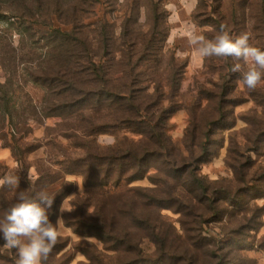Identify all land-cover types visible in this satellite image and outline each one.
Returning a JSON list of instances; mask_svg holds the SVG:
<instances>
[{
	"label": "trees",
	"instance_id": "1",
	"mask_svg": "<svg viewBox=\"0 0 264 264\" xmlns=\"http://www.w3.org/2000/svg\"><path fill=\"white\" fill-rule=\"evenodd\" d=\"M115 10L122 13L112 17ZM191 20L207 39L223 24L233 37L249 33L264 50V0H197ZM0 21V146L27 169L23 155L42 142L21 141L30 123L58 119L46 126V143L59 132L71 150L52 142L61 158L50 152L49 164L21 186L55 198V227L60 217L72 233L100 242L73 244L87 259L79 264H250L247 251L254 244L264 250V235L254 242L263 224L264 89L249 91L260 111L251 107L245 115L252 116L234 129V107L248 99L247 87L238 86L242 73L212 64L223 58L201 57L203 71L218 76L206 80L210 86L195 81L185 104L189 55L166 46L165 0H0ZM27 83L43 89L38 103ZM181 108L187 124L175 141L170 118ZM224 131L231 176L209 180L200 169L217 156ZM102 133L115 135L114 142L100 144ZM5 169L0 162V178ZM67 174L81 175L84 191L60 213L75 191ZM143 179L150 185L132 184ZM12 190L0 188V218L15 202ZM164 210L178 214V226ZM68 243L60 235L45 264H69L70 253L59 254ZM16 260L0 237V264Z\"/></svg>",
	"mask_w": 264,
	"mask_h": 264
},
{
	"label": "rangeland",
	"instance_id": "2",
	"mask_svg": "<svg viewBox=\"0 0 264 264\" xmlns=\"http://www.w3.org/2000/svg\"><path fill=\"white\" fill-rule=\"evenodd\" d=\"M116 6H119L122 3V0H114ZM166 8L168 11V21H169V35L167 37V45L171 46L172 49H176L175 53L179 54L181 56L184 55H190V63L186 67V71L184 73V77L181 84V90L185 92L184 95V102L185 104H189L191 100L194 97V94L196 93L194 86L196 82H206L207 79H215L218 76L217 71L213 72H204L202 68V59L197 57V53L193 48H191L188 45L187 38L189 34L194 30L198 34H201V28L196 26L192 20H191V12L194 9L197 0H165ZM118 9V8H117ZM122 13V11L115 10L113 11L112 17H117ZM142 18H144V13L142 14ZM141 18V19H142ZM116 22H120L121 18L115 19ZM0 24H2V21H0ZM18 35L14 34V40L17 41ZM201 63V64H200ZM235 61L232 58H223L221 62H212V64H215L216 68L220 67V65H229L233 66ZM201 65V67H199ZM251 62L245 63L244 70H247L248 67H251ZM3 72L0 70V77H2ZM196 81V82H195ZM207 86H210L209 83L206 82ZM238 86L243 87V83L241 81H238ZM258 88V87H257ZM264 89V87H262ZM25 91L29 93V95L32 97L33 101L35 103H38L40 101V98L43 93V89L39 86H36L32 83H27L24 87ZM245 97H248V99L240 104H237L234 107V112L236 115V124L234 126V129H239L242 126L245 125V121L243 118H249L252 116L250 112H248L247 115L245 113L251 108L256 107V110L259 112L260 107L255 105L253 101L249 98V90L245 89ZM58 119L50 117L44 120L43 124H38L36 122H32L31 124V130L30 132L25 136V138L21 139V141H31L33 139L41 140V145L36 150L27 153L23 155L24 157V163L27 165V169L23 167V165L19 162H12L8 164H4L6 167L4 171V175H15L19 177V187L18 189H13L12 193L15 196L16 191H25V189L21 186V183L28 179L29 175L31 176V179H34L37 175V167L40 165H48L49 164V157L50 152L54 151V154H57L55 152L54 147L52 146V142L60 145V148L63 150L66 149L67 151L71 150V146L69 143V140L62 136L59 132L55 136V138L50 143H46L49 140V137H45L47 130L46 126L54 125V123ZM171 127L169 129V134L171 138L175 141H180L182 133L184 131V128L187 124V113L186 110L181 108L178 110V112H175L174 115L170 118ZM8 130V129H6ZM9 131V130H8ZM11 132L9 131L7 136L10 138ZM225 141L223 146L219 149L218 154L215 158H213L210 162H208L205 165H202L200 172L204 175H206L207 179L209 180H215L219 179L221 177H230L231 174L227 167L224 164V155H225V146H226V136L227 131H224ZM44 138V139H43ZM115 140V135L110 133H102L99 134L97 137V141L102 145H108L113 143ZM1 142V140H0ZM35 156V157H33ZM57 158H61L60 153L57 154ZM44 160V161H43ZM264 164V160L262 161ZM66 180H70L74 183L75 191H72L62 202L60 205L63 208V212L67 211L69 206V199L72 198L75 193L82 194L84 191V186L82 182V176L79 174H67L64 177ZM58 184V183H57ZM132 184H140L142 186L150 185V183L147 181V179L135 181ZM74 194V195H73ZM257 203L259 205H264V199H258ZM65 206V207H64ZM67 207V208H66ZM66 208V209H65ZM62 213L61 211H59ZM164 214L169 216L172 220H174L176 226H178V222L176 221L178 214L172 212L171 210H164ZM60 223L57 224V230L62 236H69V243L65 248H63L59 254H63L66 252V254L71 255V260L69 264H79L80 262H87V259L85 258L84 254L80 251L73 252L72 246L74 243L81 241V240H88L94 242L96 245L100 247V242L92 237L84 238L78 234L72 233L68 227H65L62 224L61 218ZM263 224L260 226L258 232L255 235V243L257 240L261 239L264 235V207H263V214H262ZM209 229H213V224H208L207 226ZM247 255L249 257L250 264H264V250L257 246V244H254L253 249H250L247 251Z\"/></svg>",
	"mask_w": 264,
	"mask_h": 264
},
{
	"label": "clouds",
	"instance_id": "3",
	"mask_svg": "<svg viewBox=\"0 0 264 264\" xmlns=\"http://www.w3.org/2000/svg\"><path fill=\"white\" fill-rule=\"evenodd\" d=\"M250 39L249 33L233 37L222 24L213 39L193 30L187 41L202 58H232L235 63L231 71L242 73L241 82L249 91H254L264 87V50L253 46ZM241 60L251 62L252 66L242 69ZM28 179H31L30 175ZM5 186L18 189L19 177L5 175L0 178V188ZM54 199L45 191L34 194L27 190L16 191L15 202L0 218V237L5 247L16 250V264H45L57 244L60 233L49 219ZM60 211L63 212L62 207ZM59 223L60 219L57 220Z\"/></svg>",
	"mask_w": 264,
	"mask_h": 264
},
{
	"label": "crops",
	"instance_id": "4",
	"mask_svg": "<svg viewBox=\"0 0 264 264\" xmlns=\"http://www.w3.org/2000/svg\"><path fill=\"white\" fill-rule=\"evenodd\" d=\"M197 57H199L201 59V57L199 55H197ZM189 63H190V55H189ZM199 67H201V65ZM33 157H35V156H33ZM0 161L3 162V163H5V164H8V165H9V163L16 162L14 160V158L12 157V155H11V151H10V148L9 147L0 146ZM67 203H69V202H67Z\"/></svg>",
	"mask_w": 264,
	"mask_h": 264
}]
</instances>
